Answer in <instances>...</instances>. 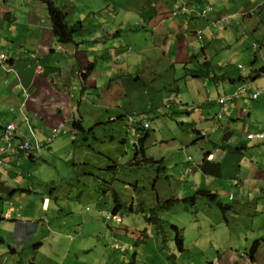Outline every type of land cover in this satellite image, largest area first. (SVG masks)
<instances>
[{
  "label": "crops",
  "instance_id": "obj_1",
  "mask_svg": "<svg viewBox=\"0 0 264 264\" xmlns=\"http://www.w3.org/2000/svg\"><path fill=\"white\" fill-rule=\"evenodd\" d=\"M179 2L56 0L69 26L83 24L75 42L64 46L53 35L45 4L35 0H0V55L7 53L5 64L9 69L0 65V145L3 130L11 122L17 126V143L28 136L33 143L32 151L3 155L5 158L0 161V264H16L20 245L25 239L33 240L39 228L42 234L58 233L48 218L56 217L54 211L61 217L62 209L52 208L49 198H44L41 208L46 220L43 216H29L26 211L29 204L24 209L16 206L26 199V194L35 191L33 182L30 188H21L31 176L17 172L20 161L24 160L23 167L28 168L27 159L36 162V156L46 146H54L63 134L71 140H80L82 135L73 128L74 121H81L86 130L100 124L95 127L96 131L109 122L126 128L127 118L134 115L149 117L148 131L152 129L161 145L168 144L166 132H171L176 142L178 132L190 129L201 143L209 141L212 133L217 143L225 137L227 146H241L232 151L221 149L213 142L209 144L211 150L202 149V159L208 157L221 163V178L228 179L227 183L205 176L199 163L194 167L193 159V163L185 162L183 170L199 187L197 190L209 184L207 187L212 190L216 187L214 191L218 194L220 187L229 184L237 192L226 193L228 209L217 207L224 213L226 223V214H229L238 224L236 237L227 243L224 241L225 247L220 243L224 250L216 256L207 251V264H264V138L247 139V134L264 133V99L258 102L263 93L253 88L257 81L253 82L250 76L242 75L241 82H231L230 78L236 77L229 66L244 58L242 50L250 36L254 38L261 32L264 39V0H183L188 13L172 18L171 10L181 6ZM206 8L211 9L202 15ZM125 11L136 18H127ZM226 15L233 18L228 26L221 23ZM240 40L242 45L235 46ZM128 43L133 44L134 51ZM258 62L257 57L255 71L264 67ZM238 67L237 64L233 68ZM244 87L249 93L260 92V96L252 99L247 94L228 103L219 119V97ZM159 117H165L166 122L177 120L182 129L177 126L173 129L169 123L164 125L161 119L153 121ZM59 126L63 133L50 142V134ZM207 126L210 132L203 129ZM239 128H242L241 134L234 136ZM202 129L207 132L205 136L201 134ZM163 154L161 151L158 158H151L164 163L168 176L167 171L173 169V164L166 165L167 157ZM188 193L189 189L175 194L177 203L188 198ZM97 195L92 218L95 222L101 214L104 194L100 190ZM102 217L105 219L103 213ZM243 218L248 221H236ZM24 224L27 228L22 227ZM256 241H259V250L252 259L244 251ZM203 242L206 247H217L211 238ZM42 246L40 243L33 247L39 253ZM20 264L38 262L23 260Z\"/></svg>",
  "mask_w": 264,
  "mask_h": 264
},
{
  "label": "rangeland",
  "instance_id": "obj_2",
  "mask_svg": "<svg viewBox=\"0 0 264 264\" xmlns=\"http://www.w3.org/2000/svg\"><path fill=\"white\" fill-rule=\"evenodd\" d=\"M179 3L181 6L171 10L172 18L188 13L186 3L183 0H180ZM175 13H177L176 16L173 15ZM124 14L127 15V18H136L129 11H125ZM232 19L226 15L221 23L224 22L228 26ZM263 40L261 32L257 33L254 38L250 36L242 50L244 58L239 62L235 61L236 63L229 64L234 77L239 78L242 75H247L254 79L253 82L257 81V85L253 88L259 89L263 93L258 102L264 99V78L255 79L258 69L255 71L253 66H255L254 59L257 57L259 58L258 65L264 66ZM127 45L134 51L132 43ZM234 45H242L241 40ZM247 58H251L250 61H247ZM237 64L246 68L247 71L241 73L238 67V72L233 68ZM223 65L225 64L222 63ZM0 70H2L1 66ZM176 90L177 88L173 91ZM181 92L184 93V90ZM164 118L159 117L153 121L161 119L160 122L164 121V125L169 123V127H173V129L176 126L182 129V126L176 123L177 120L166 122ZM234 120L236 121V119ZM126 124H129L128 120H126ZM209 127H203V129L209 131ZM201 128L202 126L199 129ZM203 129L201 133L207 134ZM241 129L235 131L234 136H239ZM176 135L177 141L175 142L172 133L166 132L168 144L161 145V142L156 140L157 135H153L151 129V138L146 147L148 157L158 158L159 153L163 151V157H167L166 165L173 164V169L167 171L169 180L163 178L155 181L158 174L157 169H147L144 165L138 167L129 165L134 158V135L129 132L128 127L116 126L115 123H106L91 135L79 137L80 140L75 143L67 134L61 135L55 141L54 146H46L36 156L38 158L36 162L27 159L28 168L26 169L23 167L24 160H21L20 169L18 168L17 172L23 171L25 177L31 176L28 177L25 186L21 188L24 190L30 188V182H33L35 191L34 194H26V199L17 202L16 206L24 209V206L29 204L26 209L29 216H43V219L46 220V213L41 212V208L44 198L47 197L52 202V208L62 210L60 211L61 217L58 216L57 211H54L56 217L53 219L50 217V213H47L50 215L48 221L58 233L52 234L51 231H48V233L42 234V230L39 228L33 240L25 239L23 245H20L16 264H20L23 260H36L38 264H167L168 258L172 254L177 255L178 264H207L205 255L210 252L216 256L218 252L223 251L221 246L225 247L224 241L227 243L230 238L236 237L235 230H237L238 224L229 214H226L228 220L226 223L224 213L219 211L213 202L207 200L198 199L192 205L184 202L183 199V202L175 203L168 209H164L163 205L172 197L176 198L175 194L184 193L187 189H189V197L195 194L199 187L195 186L190 175H186L184 172L185 159L191 157L195 163H200L204 153L202 149L211 150L209 144L217 143L218 140L210 133L209 141L201 143L199 136L190 129L182 133L178 132ZM196 140L198 141L196 142ZM225 143L226 141L221 140L216 145ZM231 147L229 149H232ZM174 148L176 149L174 150ZM226 149L228 150V148ZM234 150L233 148L232 151ZM113 162L118 165L117 171L104 170L106 167H110ZM84 164L90 165L88 169L83 170ZM196 175H198L197 172ZM95 176L97 178L100 176L108 182L105 194L102 195L103 201L100 205L101 214L97 218L98 222L93 221L92 218L96 211L94 203L98 198L97 192L100 191L103 184ZM218 180L228 182V179L221 177ZM207 185L203 187L216 193V187L213 186L214 191ZM230 190L237 193L229 184L220 187L219 200L223 204L229 203L226 193L229 194ZM156 192L160 203L157 201ZM114 193L119 195L126 206L119 212L123 220L120 227L114 222L106 223L102 217V213L104 217L107 213H113L116 204L113 199ZM132 203L137 211H130L129 207ZM156 216L164 221L161 231L154 221H150L151 217ZM19 219L26 220L25 218ZM236 221L246 222L248 219L243 218ZM174 226L181 230L185 241V252L180 253L181 251L177 250L175 246ZM22 227L27 228L26 224ZM31 236H33V232ZM249 237L253 236L249 235ZM208 238L216 241L217 247H206L203 241ZM255 238L259 239V236H255ZM117 242L122 245V250H115L114 245ZM201 242H203L202 245ZM257 242L259 241L251 244L244 252L250 253ZM40 243L43 246L37 253L33 246ZM258 250L259 243L257 252ZM8 256L10 258L11 255L8 254Z\"/></svg>",
  "mask_w": 264,
  "mask_h": 264
},
{
  "label": "trees",
  "instance_id": "obj_3",
  "mask_svg": "<svg viewBox=\"0 0 264 264\" xmlns=\"http://www.w3.org/2000/svg\"><path fill=\"white\" fill-rule=\"evenodd\" d=\"M35 1L42 2L43 4H45L47 6L49 17H50L51 24L53 27V35L56 37V39L59 41V43H62V44L74 43L76 40V38H75L76 34L82 30V26H83L82 22L74 24L72 26H69V24L67 23V20H66V14L56 5V3H55L56 0H35ZM256 73H257L256 78L264 76V67L258 69L256 71ZM198 75H194V76H198ZM230 80H231V82H241L244 79H243V77H239V78H230ZM248 93H249V91H248ZM250 93H253V92H250ZM120 120L122 121L123 117H120ZM109 123H113V122H109ZM98 125H100V124H97L96 126H98ZM95 127L91 128L89 130H86L84 128V126L82 125L81 121H74L73 122V128L75 130L79 131V133L82 135V138L91 135L94 132ZM127 127L129 129V124L127 125ZM138 129L142 130L141 127H139ZM129 132H130V130H129ZM148 138H150V132L148 130H146L143 132V135L140 137V139L137 142L133 143L134 158L131 160L129 165L131 167H138V166L144 165L147 167V169H155V170L157 169L158 174H157V177L155 178L156 179L155 181H158L159 179H163V178H168L167 175H165L166 167H165L164 163L162 161H157V160H155L151 157H148L146 155L145 143H146V141H148ZM225 141H226V138L224 137L223 142H225ZM75 142H77V140H75L74 143ZM216 146H219V148H221V149H226V148L231 147V146H227L226 143L216 145ZM240 147L241 146H238V148H236V147H231V148L232 149L234 148L235 150L236 149L239 150V149H241ZM31 157L33 158V156H31ZM89 166H90L89 164H84L82 166V168H83V170H86V169H88ZM154 167H156V168H154ZM199 169L201 170V172L205 176L219 178V177H221V174H222L221 163H219L213 159H209L208 157H205L204 159H202V161L199 163ZM104 170L117 171L118 165L113 162L110 167H106ZM95 178H97V177L95 176ZM97 179L99 180V182H101L104 185V188L102 185L100 190L102 193L104 192L103 194H105V191H106L105 187L107 186L108 182L103 180L100 176ZM24 192H30V191L26 190ZM113 199L116 203L113 213L119 214V212L122 209L126 208V206L122 202V200L120 199L118 194L114 193ZM198 199L213 202V204L216 205V207L221 208L222 210H226L229 208V206L227 204H223L219 200V196L217 193H214L213 191L208 190V189L197 190L195 192V194L184 199V201L194 205ZM157 201L159 203L161 202L160 199H158V198H157ZM177 202H178V199L172 197L171 200H168L164 203L163 208L164 209L171 208ZM129 209H130V211H137V209L133 203L130 205ZM150 221H154L157 224V228H159V231L162 230V224L164 223V221L162 219H160L158 216H156V217H151ZM122 224H123V222H122ZM174 230L176 233L175 234V246H176L177 250L182 252L185 250V248H184V239L182 237L181 230L176 226H174ZM257 249H258V242L251 249L250 256L252 259L254 258V255L257 252ZM167 264H178L177 263V255L172 254L168 258Z\"/></svg>",
  "mask_w": 264,
  "mask_h": 264
},
{
  "label": "built area",
  "instance_id": "obj_4",
  "mask_svg": "<svg viewBox=\"0 0 264 264\" xmlns=\"http://www.w3.org/2000/svg\"><path fill=\"white\" fill-rule=\"evenodd\" d=\"M209 9H211V8L204 9L202 11V15L206 14ZM173 15L176 16L177 13H175ZM5 61H6V54H1L0 55V65L5 67V69H6ZM6 70H8V69H6ZM239 70L241 73H244L246 71V68L240 66ZM247 94H248V89L246 87H244V88H241L238 91L234 92L233 94L224 95L223 97H219L218 104L221 107V109H220L221 112L217 117L219 119L222 117V112L225 110L228 103L242 99L243 97H246ZM250 94L252 96V99H257L260 95V92L256 91V92H253ZM192 108L195 109L194 106ZM127 120L129 121V130L134 135L133 143H135L143 135V132L149 129L150 124H151L150 119L146 115H141V116H137V115L135 116L134 115V116H129L127 118ZM139 127H141L142 130H139L138 129ZM62 133H63L62 126L55 128L49 137V141L51 142V141L55 140L56 137ZM201 134L203 136L206 135L204 132H202ZM16 137H17V126H16V124L13 122L8 123L5 126L3 133H2V136H1V145H0V161L1 162H3V160H2V158H4L3 155H6V156L15 155V154H18L19 152H26V151L29 152V151L33 150V143H32V140L29 136L23 138L20 141L19 145L15 144ZM263 138H264V133L247 134L248 140L263 139ZM185 160L188 163H193L191 157H187ZM193 164H194V167H197L196 163H193ZM232 198H233V195L231 194L230 199H232ZM105 220H106V223L114 222L118 226L122 225V222H123L122 217L118 213H116V214H114V213L105 214ZM114 247H115V250H122L123 249L122 245L119 242H117L114 245Z\"/></svg>",
  "mask_w": 264,
  "mask_h": 264
},
{
  "label": "bare ground",
  "instance_id": "obj_5",
  "mask_svg": "<svg viewBox=\"0 0 264 264\" xmlns=\"http://www.w3.org/2000/svg\"><path fill=\"white\" fill-rule=\"evenodd\" d=\"M56 128H57V127H56ZM54 129H55V128H54ZM54 129H53V130H54ZM50 135H51V134H50ZM15 144H16V145H19V143H17L16 140H15Z\"/></svg>",
  "mask_w": 264,
  "mask_h": 264
},
{
  "label": "clouds",
  "instance_id": "obj_6",
  "mask_svg": "<svg viewBox=\"0 0 264 264\" xmlns=\"http://www.w3.org/2000/svg\"><path fill=\"white\" fill-rule=\"evenodd\" d=\"M5 54H7V53H5ZM40 68H41V67H40V66H38V68H37V69H38V70H40ZM8 70H9V69H8Z\"/></svg>",
  "mask_w": 264,
  "mask_h": 264
}]
</instances>
